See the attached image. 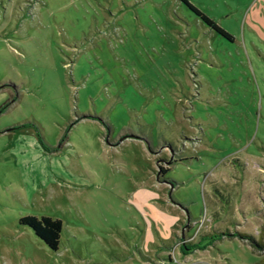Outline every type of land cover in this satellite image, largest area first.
Listing matches in <instances>:
<instances>
[{
	"label": "rangeland",
	"instance_id": "rangeland-1",
	"mask_svg": "<svg viewBox=\"0 0 264 264\" xmlns=\"http://www.w3.org/2000/svg\"><path fill=\"white\" fill-rule=\"evenodd\" d=\"M188 1L231 38L183 0H0V125L63 163L28 198L0 150V264H264V0Z\"/></svg>",
	"mask_w": 264,
	"mask_h": 264
},
{
	"label": "crops",
	"instance_id": "crops-1",
	"mask_svg": "<svg viewBox=\"0 0 264 264\" xmlns=\"http://www.w3.org/2000/svg\"><path fill=\"white\" fill-rule=\"evenodd\" d=\"M10 119H4L3 124L0 125V136L1 138L7 137L10 140L13 137L14 143L11 144L10 142L3 145L0 150L11 154L16 170L18 166L20 167L18 176L24 187L23 191L27 190V186L31 187V191H26V197L31 198L40 186L47 184L48 181L55 180L56 177L54 176L60 175L63 170V163L44 153V149L32 130H7L6 127L10 125L9 121H13ZM189 254L190 252H186L184 255Z\"/></svg>",
	"mask_w": 264,
	"mask_h": 264
},
{
	"label": "trees",
	"instance_id": "trees-1",
	"mask_svg": "<svg viewBox=\"0 0 264 264\" xmlns=\"http://www.w3.org/2000/svg\"><path fill=\"white\" fill-rule=\"evenodd\" d=\"M183 1L196 15H198L202 19V21L207 26H209L216 32L222 34L223 36L229 39L231 38V35L225 29H223L220 25H218L213 18H211L210 16H208L207 14L203 13L201 10L196 8L188 0H183ZM27 127L34 129L36 135L39 138V141L41 142V144H43L42 138L40 136L41 134L39 132V128L32 122H28V123L22 122L21 124L12 126L11 129L18 130V129H24ZM19 221L22 224H26L29 227H31L34 233L40 239H42L51 249L57 248L59 237H60V232L62 229V221L59 218H52L50 216H44V215L41 216L40 218H37L36 216H33V215H24L20 217ZM259 232H260L259 241L255 242L254 245H257L259 247L262 246L261 248L264 249V223L260 225ZM204 247L205 246L200 247L199 244L191 243L190 245H187V244L182 245L181 250H183V248H186L185 250L192 251L194 249L204 248Z\"/></svg>",
	"mask_w": 264,
	"mask_h": 264
}]
</instances>
